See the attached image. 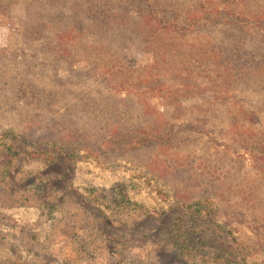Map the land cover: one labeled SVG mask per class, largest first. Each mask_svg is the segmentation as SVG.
Listing matches in <instances>:
<instances>
[{"label": "trees", "instance_id": "1", "mask_svg": "<svg viewBox=\"0 0 264 264\" xmlns=\"http://www.w3.org/2000/svg\"><path fill=\"white\" fill-rule=\"evenodd\" d=\"M173 1L95 0L90 6L74 4L72 16L60 14L57 7L49 18L29 12L21 22L22 47L11 54L0 46V67L11 62L21 69L10 90L25 106L44 115V120L30 118L22 130L3 127L0 135L51 144L58 153L75 156L82 151L95 155L105 150L118 155L143 151L141 162L146 170L168 182L175 173H186L184 169L194 165L158 152L192 147L189 131L217 144L207 125H212L208 118H215L220 110L212 109L239 103V113L225 115L230 143L218 144L222 149L217 150L216 159L231 163L233 173L226 170L222 184L219 168L210 164L207 175L217 192L205 194L203 201L190 206L195 213L204 212L206 200L214 197L228 208L231 198L222 190L235 189L237 195L231 193L257 211L258 204L264 207L263 119L237 90L252 81H264V17L238 15L230 21L216 18L226 15L222 13L226 2L217 8L212 0H195L191 8L175 11ZM9 7L0 2V14ZM170 8V17L165 19ZM138 53L150 56L151 61L138 64L134 56ZM60 88L63 96L57 98ZM66 89L72 96L63 101ZM62 101V109L45 114L46 107ZM40 105H45L44 110ZM192 114L199 118L183 119ZM48 122L55 130L41 128ZM120 142L122 148H116ZM174 191L178 202L186 200L180 189ZM256 216L264 223V211Z\"/></svg>", "mask_w": 264, "mask_h": 264}, {"label": "rangeland", "instance_id": "2", "mask_svg": "<svg viewBox=\"0 0 264 264\" xmlns=\"http://www.w3.org/2000/svg\"><path fill=\"white\" fill-rule=\"evenodd\" d=\"M94 1L0 0L10 6L7 13L0 14V46L11 54L20 50L21 22L29 12L49 18L59 7L60 14L72 16L74 4L90 6ZM194 1L174 0L173 9H189ZM212 2L217 8L227 4L222 12L226 15L216 18L235 21L238 15L264 17V0ZM26 6L30 8L25 10ZM137 48L133 47L134 51ZM134 56L138 64L151 61L148 55ZM7 64L0 67V134L7 126L22 130L30 118L44 120V115L25 106L11 92L14 75L21 69L11 62ZM263 82L252 81L237 91L248 97L251 109L261 112L264 126ZM61 89L57 98L63 96ZM97 89L102 91L104 87ZM64 95L63 101L72 92L66 89ZM63 101L51 108L40 106L50 114L51 110L62 109ZM238 104H218L212 109L220 110L215 118H208L212 125H207L217 144L201 133L189 131L194 138L192 147L158 152L162 157L182 158L194 165L184 169L186 173H175L168 182L146 170L141 162L143 151L124 155L106 150L98 155L82 151L75 156L58 153L51 144H30L0 135V264H264V236L258 235L264 234V223L256 219V213L264 211L261 204L254 205L256 211L250 203L240 202L235 189H223L226 198H231L228 208L225 201L214 197L206 200L204 212L195 213L190 206L203 201L205 194L214 196L217 192L207 175L210 164L219 168L217 177L222 184L225 171L233 173L231 163L216 159L217 150L222 149L218 144L230 143L225 115L239 113ZM193 118L199 115L183 119ZM41 128L55 130L49 122ZM122 144L115 147L122 148ZM249 165L246 162V169ZM175 188L186 195L182 203L175 197ZM261 198L264 201V195Z\"/></svg>", "mask_w": 264, "mask_h": 264}]
</instances>
